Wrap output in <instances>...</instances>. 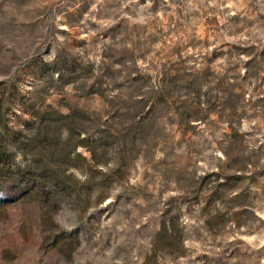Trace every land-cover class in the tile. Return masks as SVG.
Instances as JSON below:
<instances>
[{
  "label": "rangeland",
  "instance_id": "374dc122",
  "mask_svg": "<svg viewBox=\"0 0 264 264\" xmlns=\"http://www.w3.org/2000/svg\"><path fill=\"white\" fill-rule=\"evenodd\" d=\"M0 149V264H264V0H0Z\"/></svg>",
  "mask_w": 264,
  "mask_h": 264
},
{
  "label": "trees",
  "instance_id": "16d2710c",
  "mask_svg": "<svg viewBox=\"0 0 264 264\" xmlns=\"http://www.w3.org/2000/svg\"><path fill=\"white\" fill-rule=\"evenodd\" d=\"M38 139L39 138L36 136L34 138L35 142H38L39 141ZM0 157H1V159H7L8 155L5 151L0 149ZM45 170H46V167H42L41 164L39 163V161L36 159L34 164H33V167L31 168V173H32V177L36 180H39L41 182V184L43 185L42 189L36 190L38 196H41V197L43 196V199L45 198V195H44L45 194L44 191L46 189L45 187L49 186V184H48L49 182H47V179L45 177V173H46ZM48 171H50V170H48ZM54 175L56 176V174H54ZM58 179H61V177H59ZM63 180H61L62 182L57 183L58 187H60L63 183H66V181L64 180V182H63Z\"/></svg>",
  "mask_w": 264,
  "mask_h": 264
}]
</instances>
